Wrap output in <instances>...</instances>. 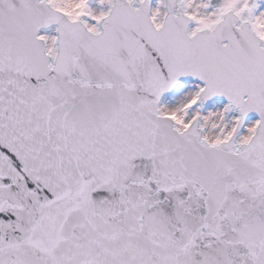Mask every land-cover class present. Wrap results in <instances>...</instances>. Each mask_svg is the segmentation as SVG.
<instances>
[{"label": "snow or ice", "instance_id": "snow-or-ice-1", "mask_svg": "<svg viewBox=\"0 0 264 264\" xmlns=\"http://www.w3.org/2000/svg\"><path fill=\"white\" fill-rule=\"evenodd\" d=\"M0 264H264V0H0Z\"/></svg>", "mask_w": 264, "mask_h": 264}]
</instances>
